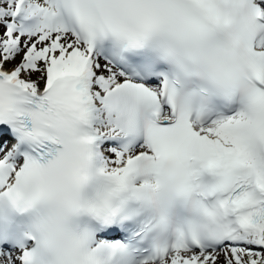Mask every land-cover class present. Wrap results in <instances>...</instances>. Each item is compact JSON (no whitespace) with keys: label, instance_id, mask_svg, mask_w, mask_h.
I'll list each match as a JSON object with an SVG mask.
<instances>
[{"label":"snow or ice","instance_id":"snow-or-ice-1","mask_svg":"<svg viewBox=\"0 0 264 264\" xmlns=\"http://www.w3.org/2000/svg\"><path fill=\"white\" fill-rule=\"evenodd\" d=\"M0 264H264V0H0Z\"/></svg>","mask_w":264,"mask_h":264}]
</instances>
